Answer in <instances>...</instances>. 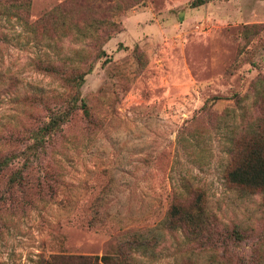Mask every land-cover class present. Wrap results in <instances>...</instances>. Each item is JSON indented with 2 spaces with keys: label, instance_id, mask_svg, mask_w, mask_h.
Returning a JSON list of instances; mask_svg holds the SVG:
<instances>
[{
  "label": "rangeland",
  "instance_id": "374dc122",
  "mask_svg": "<svg viewBox=\"0 0 264 264\" xmlns=\"http://www.w3.org/2000/svg\"><path fill=\"white\" fill-rule=\"evenodd\" d=\"M62 1L31 0L26 20L0 14V137L29 114L46 117L28 94L64 90L32 58L91 66L80 88L87 114L76 109L23 173L29 186L0 200V264L113 253L119 235L143 228L159 239L136 253L145 264H264V192L225 177L230 140L255 112L250 98L239 107L232 97L264 76V0H102L70 8L72 18L42 37L34 22ZM107 21L116 26L99 56L100 38L89 34H103ZM18 133L0 138V149L30 142ZM12 171L0 173V191ZM198 191L214 223L203 246L180 228L160 229L171 201L185 205Z\"/></svg>",
  "mask_w": 264,
  "mask_h": 264
},
{
  "label": "trees",
  "instance_id": "16d2710c",
  "mask_svg": "<svg viewBox=\"0 0 264 264\" xmlns=\"http://www.w3.org/2000/svg\"><path fill=\"white\" fill-rule=\"evenodd\" d=\"M101 1L64 0L40 16L34 25L42 29L39 33L45 34L42 37L47 36L51 24L56 29L57 25L64 24L63 21L72 18L68 15L70 8L80 6L91 9L100 5ZM30 5L31 0H0V14L26 20ZM58 19H62V21L56 22ZM103 22L105 23L106 20L103 19ZM107 22L108 25L102 31L103 34L95 35L94 30L89 34L92 42L100 38V44L97 43L93 46L99 56L104 54L103 42L111 36L110 26H116L115 22ZM258 26L260 25L252 24L249 27ZM75 33L81 37L88 36V33L81 29H76ZM31 65L57 77L62 82L64 90L52 94L42 91L37 96L33 93L26 96L30 106L41 105L47 115L42 120L36 114H29L31 121L22 125L21 129H18L16 124L10 125L9 138H14L21 131L25 133V137L30 142L17 151H2L0 149V173L13 169L6 182V188L0 191V200L8 198L13 200L16 197V190H20L23 186H29L30 181L24 177L23 173H29L33 163L40 161L46 153L47 147L52 143V138L63 131V125L70 120L76 109H81L85 114L88 112L80 88L84 83L85 75L91 71V66L79 69V67H75L76 65L73 66L66 61L44 60L41 55L32 58ZM232 98L239 107H242L244 100L250 98L255 112H253V116H249L246 113L247 110H243L242 115L246 113V117L243 119L245 121L244 128L236 138L232 139L233 141L230 140L225 165L226 181L242 192H264V76L256 78L249 92L242 96L233 95ZM217 99L219 97H212L209 100L210 105ZM210 105L205 103L201 109L209 111L207 107ZM8 137L0 138L5 141L9 139ZM15 161H20V164L14 168L12 165ZM49 187L52 186L49 185ZM192 195L194 196L190 197V200L186 198L185 205L180 202L179 197L171 201L165 212L163 223L161 222L163 227L160 229L176 231L180 228L184 236L188 238V243H195L199 246L206 243L211 244L210 236L214 223L205 212L201 192H193ZM153 229H137L119 235L116 250L113 253L97 255L59 252L50 254L43 262L44 264H145L135 255L137 252L145 253L149 248L158 244V237L155 234H150ZM233 231L235 232L234 238L239 240V233L237 230Z\"/></svg>",
  "mask_w": 264,
  "mask_h": 264
}]
</instances>
